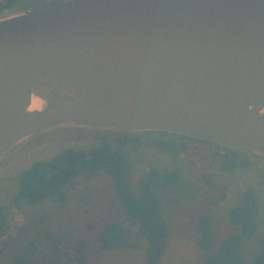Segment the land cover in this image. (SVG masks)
<instances>
[{
  "label": "water",
  "instance_id": "1",
  "mask_svg": "<svg viewBox=\"0 0 264 264\" xmlns=\"http://www.w3.org/2000/svg\"><path fill=\"white\" fill-rule=\"evenodd\" d=\"M62 124L166 131L264 158V0L0 10V155Z\"/></svg>",
  "mask_w": 264,
  "mask_h": 264
},
{
  "label": "rangeland",
  "instance_id": "2",
  "mask_svg": "<svg viewBox=\"0 0 264 264\" xmlns=\"http://www.w3.org/2000/svg\"><path fill=\"white\" fill-rule=\"evenodd\" d=\"M3 0H0L2 2ZM59 0H15L14 7H41ZM118 129L62 124L33 134L0 155V205L8 220L6 232L0 238V264H16L27 244L33 246L35 264H49L56 258L57 248L50 234L62 240V245L85 243L86 264H147L139 250L111 253L100 251L96 235L112 219L122 216L110 178L104 173L77 177L73 186L65 189V198H47L42 203L11 205L19 188L21 174L35 162L48 160L66 148L88 149L103 134L113 139ZM161 137L144 134V144L133 150L132 176L137 178L150 166L176 169L179 180L162 194L163 207L171 224L168 248L158 264H201L195 247L194 224L198 215L209 213L217 234L227 229L226 211L240 201L243 191L253 188L261 199V219L256 236L264 238V158L250 155L248 166L225 170L214 157V148L205 142L187 140L188 148L179 157L158 151L149 141ZM206 174L215 183L202 179ZM226 187V197L218 205L210 199ZM259 244L254 237L242 242V255L250 263Z\"/></svg>",
  "mask_w": 264,
  "mask_h": 264
},
{
  "label": "trees",
  "instance_id": "3",
  "mask_svg": "<svg viewBox=\"0 0 264 264\" xmlns=\"http://www.w3.org/2000/svg\"><path fill=\"white\" fill-rule=\"evenodd\" d=\"M14 1L3 0L0 10L17 8L13 6ZM118 130L121 133L113 139L103 134L88 149L66 148L48 160L35 162L21 174L19 188L10 204L33 205L50 197L59 201L65 198V189L73 186L75 178L104 173L112 181L122 216L107 222L97 233V248L105 253L139 250L147 264H158L166 253L172 232L162 194L179 180L180 175L176 169L150 166L143 174L133 178L131 156L133 150L144 144V134L158 133L161 137L149 142L158 151L174 158L186 151L187 140L209 143L214 148L213 156L219 159L225 170L247 167L250 155L166 131ZM202 179L215 184L206 174L202 175ZM226 190V187H221L218 196L210 199L211 204L216 206L223 201ZM261 207V199L256 191L253 188L245 189L240 201L225 213L227 229L222 236L217 234L211 214L198 215L194 224V243L201 264H264V238L256 236L259 220H262L259 216ZM4 208L5 205H0V238L7 230L8 217ZM49 237L57 248L56 258L49 264H86L84 242L60 247L61 239L52 234ZM249 237L256 239L259 248L251 262L247 263L241 249L242 242ZM32 251L33 246L27 244L24 254L15 258L16 264H35Z\"/></svg>",
  "mask_w": 264,
  "mask_h": 264
},
{
  "label": "bare ground",
  "instance_id": "4",
  "mask_svg": "<svg viewBox=\"0 0 264 264\" xmlns=\"http://www.w3.org/2000/svg\"><path fill=\"white\" fill-rule=\"evenodd\" d=\"M32 106H35V103H33Z\"/></svg>",
  "mask_w": 264,
  "mask_h": 264
}]
</instances>
